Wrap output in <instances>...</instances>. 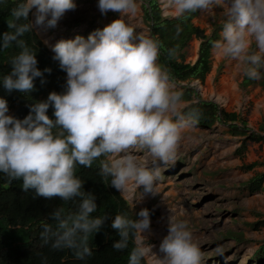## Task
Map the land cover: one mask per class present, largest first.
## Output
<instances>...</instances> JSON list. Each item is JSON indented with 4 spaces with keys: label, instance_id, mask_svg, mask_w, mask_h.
Here are the masks:
<instances>
[{
    "label": "clouds",
    "instance_id": "1",
    "mask_svg": "<svg viewBox=\"0 0 264 264\" xmlns=\"http://www.w3.org/2000/svg\"><path fill=\"white\" fill-rule=\"evenodd\" d=\"M220 5L226 18L221 38L212 42L216 54L241 62L250 78L259 79L258 69L264 67V0H161L165 17L197 10L210 13ZM33 8L36 26L56 27L77 4L18 0L8 20L12 31L0 35V48L15 42L20 49L9 60L11 72L0 77L8 91L27 93L34 88V79L43 76L35 50L24 39L33 28L29 20ZM98 8L102 14L111 10L120 17L87 39L77 35L52 45L53 59L67 73L65 92H51L46 100L31 105L23 119L9 114L8 101L0 97V173L22 180V189L34 190L36 196L80 198L76 212L66 215L58 207L50 213L56 224L52 247L74 249L78 259L92 254L89 237L100 230L105 216L93 215L98 205L95 196L83 190L77 166L91 168L98 161L105 182L131 203L141 186L144 192L157 193L159 165L175 159L182 132L189 126L180 111L182 92L158 62L161 42L128 22L139 14V0H98ZM50 106L54 120L48 115ZM141 152L152 157L151 164ZM136 215L139 218L116 214L111 225L119 236L114 249L123 251L130 240L134 244L128 264H202L203 253L187 221L169 216L161 257L144 234L150 229V210L143 208ZM44 228L46 233L52 230L50 224Z\"/></svg>",
    "mask_w": 264,
    "mask_h": 264
},
{
    "label": "rangeland",
    "instance_id": "2",
    "mask_svg": "<svg viewBox=\"0 0 264 264\" xmlns=\"http://www.w3.org/2000/svg\"><path fill=\"white\" fill-rule=\"evenodd\" d=\"M157 1L162 9L161 0ZM75 3V10L68 11L56 27H50L49 36L54 42L74 39L77 35L87 39L96 29L120 17L118 12L111 10L102 14L98 0H75ZM139 5V14L128 18V22L138 31L154 36L151 23L145 17L148 1L139 0ZM34 12L33 8V29L53 52L54 44H48L34 24ZM191 14L194 26L204 30L207 37L217 35L221 38L226 18L222 5L210 13L197 10ZM201 43L202 40L195 38L190 42L184 51L186 63L194 65L197 62ZM252 49L255 50L254 44ZM230 68L234 78L223 98L231 100L232 104L224 107L215 100V94L222 88V79ZM258 71L261 72L259 79L250 78L241 62L223 58L213 48L211 70L204 84L198 80H171L175 89L182 92L184 105L180 111L189 126L182 132L175 159L159 165L161 175L156 182L157 193L144 192L141 186L130 204L136 213L143 208L150 210L151 225L144 234L153 249L160 251L172 214L187 221L194 242L203 253L202 264H264V182L258 191L248 189L250 181L264 175V142L249 141L251 137L264 136V67ZM193 91L196 95H190ZM198 96L204 101L215 102L221 110L236 113L237 121L233 125L217 121L212 126L199 124L190 111L198 103ZM8 106L9 114L14 115L23 104ZM236 126L243 132L235 130ZM139 155L151 164L150 155L146 152ZM252 165L256 167L244 169ZM159 254L164 255L161 251Z\"/></svg>",
    "mask_w": 264,
    "mask_h": 264
},
{
    "label": "trees",
    "instance_id": "3",
    "mask_svg": "<svg viewBox=\"0 0 264 264\" xmlns=\"http://www.w3.org/2000/svg\"><path fill=\"white\" fill-rule=\"evenodd\" d=\"M147 1L145 17L151 23L154 37L161 42L160 63L170 72L174 81L198 80L204 84L211 70L212 42L218 40L217 35L207 37L204 30L195 27L192 22L193 14L177 18L165 17L157 0ZM17 3L18 0H0V35L8 30L12 31L9 29L8 20L11 18V9ZM29 20L31 21V12ZM194 38L202 40V43L199 58L192 65L186 63L184 51ZM24 39L35 50L37 67L43 76L34 79V88L27 93L15 89L8 91L0 80V97L5 98L8 104H23L30 110L31 105L46 100L51 92H65L67 73L60 68L59 61L53 59L55 54L47 49L33 28L30 33L25 34ZM19 51L15 42L8 49L0 48V77L11 72L12 65L9 60ZM46 68L51 71L45 72ZM193 94L196 95V92L193 91L190 95ZM198 100L190 111L199 124L212 126L216 121H237L236 113L221 110L218 104L204 101L200 96ZM48 115L55 119L52 106L48 109ZM235 130L239 131V128L236 127ZM252 140L264 142V136L249 138V141ZM254 167L256 165L245 166L244 169L251 170ZM77 175L84 181L83 190L95 196L98 207L93 215L105 216L100 230L89 237L88 246L92 254L78 259L74 249L58 250L52 247L56 238V224L50 213L58 207H63L66 215L76 212L80 204L79 197L72 201H62L59 197L49 200L36 196L34 190L25 192L22 189V180H10L0 173V264H128V256L134 244L130 240L128 248L123 251L114 249L112 245L119 236L111 225L116 214H125L135 219L139 218L137 213L119 190L105 182L100 174L98 161L91 168L77 166ZM263 182L264 175L256 176L248 184L249 191H258ZM45 224H50L52 230L46 233Z\"/></svg>",
    "mask_w": 264,
    "mask_h": 264
},
{
    "label": "bare ground",
    "instance_id": "4",
    "mask_svg": "<svg viewBox=\"0 0 264 264\" xmlns=\"http://www.w3.org/2000/svg\"><path fill=\"white\" fill-rule=\"evenodd\" d=\"M34 11H35V8H34ZM67 14V13H66ZM35 18V16H34ZM64 19V17L58 22V23H61V21ZM64 22V21H63ZM35 27V26H34ZM38 27V31L39 33L43 36L44 40L48 42V44H55L56 42H54V38L53 37H50V27H46V26H37ZM63 28V27H62ZM232 73V69H228L226 75L223 77L222 79V88L219 90V93L218 94H215L216 96V99L218 102L222 103V105L224 107H229L230 104H232V101H228V100H225L223 98V96L225 95V93H227L230 88H231V83L233 81V78H234V74H231ZM210 83V82H209ZM211 85V84H210ZM205 90V89H204ZM210 92V91H209ZM212 94V93H211ZM232 94V93H231ZM24 107H27L25 105H23ZM28 108V107H27ZM29 109V108H28ZM152 251L154 253H156L157 255L160 256L159 252L160 251H157L156 249H153L152 248Z\"/></svg>",
    "mask_w": 264,
    "mask_h": 264
},
{
    "label": "water",
    "instance_id": "5",
    "mask_svg": "<svg viewBox=\"0 0 264 264\" xmlns=\"http://www.w3.org/2000/svg\"><path fill=\"white\" fill-rule=\"evenodd\" d=\"M29 112H30V110L27 107L21 106L15 111L13 116L18 118V119H23L24 117H26L29 114Z\"/></svg>",
    "mask_w": 264,
    "mask_h": 264
},
{
    "label": "crops",
    "instance_id": "6",
    "mask_svg": "<svg viewBox=\"0 0 264 264\" xmlns=\"http://www.w3.org/2000/svg\"><path fill=\"white\" fill-rule=\"evenodd\" d=\"M227 123H231V125H233L234 123H232V122H227ZM237 127V126H236ZM236 127H234V129H236ZM239 128V127H238ZM239 131H242L240 128H239ZM243 132V131H242Z\"/></svg>",
    "mask_w": 264,
    "mask_h": 264
}]
</instances>
